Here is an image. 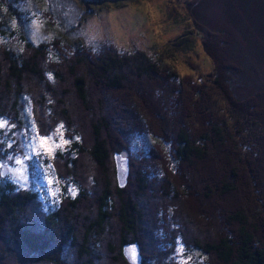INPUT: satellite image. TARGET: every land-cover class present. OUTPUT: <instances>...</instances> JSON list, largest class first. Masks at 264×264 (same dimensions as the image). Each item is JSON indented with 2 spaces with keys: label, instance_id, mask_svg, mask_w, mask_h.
<instances>
[{
  "label": "trees",
  "instance_id": "1",
  "mask_svg": "<svg viewBox=\"0 0 264 264\" xmlns=\"http://www.w3.org/2000/svg\"><path fill=\"white\" fill-rule=\"evenodd\" d=\"M205 1H187L192 14L189 19L195 33L197 30L199 34L204 33L201 47L212 62V70L204 73V78L195 80L189 75L179 77L166 66L161 68L158 61L149 59L145 53L111 54L107 49L110 45L106 43L93 55L80 48L72 54L59 38L33 44L16 22L9 20L7 24V16L20 20L22 13L7 0H0V34L20 42V48L5 40L0 43V116L3 111H11L17 116L14 122L18 123L23 100L33 99V87L41 83L46 90L45 105L41 102L42 95L34 102L38 105L37 120L41 122L42 114L54 120L56 113L60 116L56 123L63 119L72 127L77 113L72 114L74 110L70 111L68 104L49 93L54 82L68 79L77 111L80 108L93 110L94 102L102 106V98L106 100L111 96V101L120 99L117 105L121 107L119 113L117 109L111 110V106L102 109L91 117V124L87 126L91 136L88 154L103 169L101 177L83 174L80 169L86 148L80 146L79 133L74 130L71 135H64L67 147L57 150L55 167L50 156L45 159L37 154L40 163L53 173L56 192L50 197L36 190L34 182L21 186L7 175L0 176V248L8 253L0 251V264H76L69 254L71 247L77 245L83 256L88 255L92 262L93 258L101 259L100 264L105 259L107 264H129L124 253L127 245L138 249L137 264H178V254L175 256L174 251L181 245L185 248L179 253L180 259L188 256L184 264H200L199 259H205L201 264H211L205 258L210 252L220 264H230V258L232 264H264V197L259 186L264 177V154L260 148L263 147L260 139L264 136V115H258V120L254 121L249 118L250 113L264 110L263 89L244 98H237L229 90L228 72L234 67L227 52L233 53L236 43L228 28L220 30L222 36L217 40L225 41L226 48L207 40L218 33L193 15L195 7ZM222 1L228 6V13L234 14L235 9L230 6L235 3ZM63 48H67L64 59L68 57L72 64L67 63L57 75L54 66L58 65L54 64ZM91 88L97 90L95 101ZM226 112L227 119H223ZM32 117L37 124L33 112ZM14 122L11 124L15 125ZM222 124L228 128L224 138L221 137ZM163 125H170L169 138L166 130L160 133ZM62 126L64 131L74 129ZM46 129L52 132L50 126ZM120 135L124 139L148 136L152 142L139 156L136 151L123 147L135 154L136 160L130 161L134 169L128 173L130 176L125 174L122 181L116 180L114 169L110 171L104 166L111 150L119 146ZM226 136L229 139L225 140ZM3 137L8 145L14 142L10 129ZM212 137L222 146H214L217 140ZM256 139L259 140L256 142ZM112 140H116L114 146L110 143ZM223 149L230 151L231 158L225 157ZM214 158H222L226 176L236 177L235 183L224 186L221 177H210V169L218 172L219 165ZM235 160L244 162L236 164ZM193 168L208 175L188 183L187 172ZM218 182H222L220 187ZM99 183L101 188H98ZM213 195L226 201L228 212H225L226 206L216 201L208 210L204 202ZM165 196L171 201H166ZM192 196L199 206L197 215L203 216L204 223L182 210L181 202L177 203L179 206L174 204L175 199L186 201ZM249 201L250 205L246 204ZM37 203L38 208H34ZM35 210L38 218L30 219ZM217 219L218 222L233 220L237 226L223 227L225 235L211 246L200 242L203 235L211 234L207 232ZM83 221H87L86 227L79 233ZM258 230H262L261 237ZM219 233L223 235L222 231ZM88 244L94 250H86ZM11 251L19 255V261Z\"/></svg>",
  "mask_w": 264,
  "mask_h": 264
},
{
  "label": "rangeland",
  "instance_id": "2",
  "mask_svg": "<svg viewBox=\"0 0 264 264\" xmlns=\"http://www.w3.org/2000/svg\"><path fill=\"white\" fill-rule=\"evenodd\" d=\"M187 1L188 0H7V3L17 7V11L22 13L20 20H15L11 16H7V24L9 20H12L13 23L16 22L33 44L47 41L52 38H59L70 48L72 54H74L75 50L80 48L83 49L84 52H89L93 55L94 52L98 51V49L106 43L110 45V48L107 49L111 54L115 53L126 56L131 54L135 55L139 52L145 53L149 59L158 61L161 68L166 66L173 70L179 77L189 75L192 79L200 80L204 78V73L212 70V62L208 57L209 55L207 53L205 54L201 47L204 33L199 34L197 29L198 34L195 33L192 20L189 19V15L192 14L189 12L191 6H187ZM231 1L235 3V5L230 6V9H235V13L232 15L228 13V6L223 5L222 0H206L198 7H195L193 15L205 26L207 25V27L218 33L213 34V38L207 39L211 40L210 43H218L220 46L226 48L225 41L223 43L217 41L218 36L221 35L220 30L225 31L226 28H228L233 42L236 43L232 48L234 52L232 53L230 50L227 52L231 65L234 67V69L228 72L230 74L229 77H231L229 78V90H231L237 98H244L250 93H259V91L263 89V93L261 94L264 96V0ZM4 40L8 44L14 45L15 48H20L18 39H8L0 34V43ZM66 49L63 48L59 50L56 56L54 65L58 66H54V68L57 75L60 69L67 67V63L72 64V61H69L70 59L68 57L64 59V52ZM79 72L83 74L82 69H80ZM69 80L70 79H68L67 82L61 83L54 82V86L50 87L49 93L53 94L54 97L57 96L59 99L61 98L65 104H68V109L70 111L74 110L72 114L77 113L76 123L72 127L69 122H65L63 119L56 123L60 117L56 113L53 114V116L56 117L54 120L50 116L45 117L44 114H42L41 122L37 120L36 110L38 109V105H34V102L39 101L42 95L41 100L43 101L41 102L45 105L44 93H46V90L41 83L34 85L32 92L33 99L25 98L23 100L22 112L20 113L19 121H17L18 123L14 122V117L17 118V116H14L11 111L9 113L8 111H3V115L0 116V123L3 125L0 126V148H5L0 149V176L7 175L21 186H29L34 182V187L37 186L36 190L40 191L42 194L44 193L46 198L56 192L55 180L52 177L53 173L51 169L49 167H44L40 163L37 154L45 157V159L50 156V162L55 167V159H58L57 150H59V147L63 148V146L65 147L67 145V143H64V135H71V132L74 130L79 133L78 142L80 146L82 145L86 148V151L81 157L80 169H83V174H91L96 178L101 177L103 169L99 167L96 160L91 158L88 154V151L91 149V136L87 126L91 124V117L94 118V115L99 114L102 112V109L108 106H111V110L117 109L118 113L121 111V107L117 105L120 99L111 101V97L113 96L106 100L102 98V106L104 108L99 105V103L96 104L94 102L93 110L90 109V111H85V109L78 107L80 110L77 111L74 104L75 98L71 92L70 83H68ZM91 89V91H94L91 94L92 100L95 101L97 97L94 96V94L97 95V93H95L97 90L95 88ZM20 91L23 92L22 90ZM11 93L12 92L8 93L7 96L10 97ZM112 94L116 96V93ZM239 102L242 105V101L239 100ZM251 111L258 110L251 109ZM32 112L34 113L37 124L33 122ZM223 115V119H225V117L227 119V112ZM258 115H264V110H260L254 114L250 113L249 118L253 121L258 120ZM11 121H13L15 125L11 124ZM64 124L74 129H67L64 131L61 128ZM47 125L50 126L52 132L46 129ZM169 126L163 125L160 128L161 134L162 131H167L168 138L171 136ZM221 126L223 128L221 137L224 138L226 135H224V133L228 128L226 124H222ZM8 129H10L14 135V142L9 145L8 141L3 137ZM127 137L128 138L124 139L120 135V143L117 142L119 145L118 147L116 145L114 146L116 140L110 142L114 148L111 150L104 165L107 170L111 171V169H114L116 180L119 181L126 178L125 174L130 176L128 173L134 169L133 167L131 168L130 161L136 160V158H134L135 154L127 150L126 152H122L121 150L123 147L126 149L129 148L130 151H136L139 156L142 151H145L152 144L148 136L142 137L141 135H136L133 138L132 136ZM226 139L229 138L226 136L225 140ZM212 140L217 139L212 137ZM257 140L259 139H256V142ZM260 142L264 147V136L261 137ZM214 143V146H222L218 140ZM210 147H212L211 144ZM263 147L260 148L263 150L262 153L264 154ZM223 150L225 157L231 158L230 151L228 149ZM221 152L222 149H220V153ZM256 157L260 158L259 154H257ZM213 160L219 167L218 172H216V169H210L209 175H212L210 177H221V180L225 181L224 186H227L230 182L235 183L236 177L226 176L227 169L224 170L226 166L223 167L221 164L222 158H214ZM17 161H20V163H17ZM243 162L244 160H235L236 164ZM229 164H231V162ZM191 170L192 171L189 170L187 172L188 183L192 181L195 182L199 177L206 178L208 175H202L201 172L196 171L194 168ZM217 184H219L218 186L220 187L222 182H218ZM88 185L91 186V184ZM259 186L261 189L260 193L264 197V177H262V185L259 184ZM101 187L102 184L99 183L98 188ZM130 187H134V185H130ZM154 190L155 193L158 190L156 184ZM231 198L235 199L234 197ZM165 199L166 201L170 200L168 196H165ZM213 201H216L219 205H223V207L226 206L225 212H228L227 209H230L227 207L224 199L218 197V195H213L212 199L205 200L204 202L208 210L212 208ZM179 202H181V206L177 205ZM196 202L195 197L192 196L186 201L175 199L174 204L179 206L182 210H185L187 214L191 215V218L196 219L200 223H204L203 216L200 214L197 215L199 206H197ZM250 203L251 201L246 204L250 205ZM38 205V203L35 204L34 208H38ZM32 214L33 215L29 216L30 219L38 218L36 210L33 211ZM218 219L207 232H211V234L203 235L200 242H204L211 246L214 241H217L218 237L225 235L226 231H223V227L234 228L237 226L233 220L227 222L221 219V221L218 222ZM16 220L17 218H15V221ZM86 222L87 221H83L79 233L83 232V229L86 227ZM217 222L218 225L214 228ZM205 223L208 225L209 220ZM20 228L24 231L22 226H20ZM220 231H222L223 235H220ZM257 232L258 236L261 237L262 230H258ZM262 243L263 242H261V244ZM76 244H78V239ZM237 245L240 246L239 243ZM79 247V245H77V247H71L73 250L69 254V258H75L76 264H100L101 259L96 260L93 258L92 262L88 255H82L81 250L79 251L78 249ZM131 248H135L134 261L128 253V250ZM184 248L185 247H182V245L179 246L178 249L175 248V256L178 254L177 259H179L178 264H184V260H188V256H184L180 259L179 253L181 249ZM86 250H94V248L88 244ZM0 251L3 252L4 249L2 250L0 248ZM99 251L101 252L102 250L99 249ZM4 253L8 254L7 251H4ZM11 253L16 261L20 260L18 254L16 255L14 251H11ZM124 253L129 264H137L138 249L136 246L127 245L124 249ZM23 254L27 253L23 251ZM205 258L206 261L210 260L211 264H220L218 258H216L212 252ZM203 261H205V259H199L200 264L203 263ZM229 263L232 264V258L229 259ZM102 264H107L106 259L102 261ZM236 264H240V262H236Z\"/></svg>",
  "mask_w": 264,
  "mask_h": 264
},
{
  "label": "snow or ice",
  "instance_id": "3",
  "mask_svg": "<svg viewBox=\"0 0 264 264\" xmlns=\"http://www.w3.org/2000/svg\"><path fill=\"white\" fill-rule=\"evenodd\" d=\"M0 126H3L2 123H0ZM62 127H63V126H61V128H62ZM45 139H48V138H45ZM64 143H67V141H64ZM17 163H20V161H17ZM182 250H183V249H181V251H182ZM128 253H129L131 259L134 261V260H135V248H131V249H129V250H128Z\"/></svg>",
  "mask_w": 264,
  "mask_h": 264
},
{
  "label": "water",
  "instance_id": "4",
  "mask_svg": "<svg viewBox=\"0 0 264 264\" xmlns=\"http://www.w3.org/2000/svg\"><path fill=\"white\" fill-rule=\"evenodd\" d=\"M121 151H122V152H126V149L123 148Z\"/></svg>",
  "mask_w": 264,
  "mask_h": 264
},
{
  "label": "bare ground",
  "instance_id": "5",
  "mask_svg": "<svg viewBox=\"0 0 264 264\" xmlns=\"http://www.w3.org/2000/svg\"><path fill=\"white\" fill-rule=\"evenodd\" d=\"M217 221V220H216Z\"/></svg>",
  "mask_w": 264,
  "mask_h": 264
}]
</instances>
